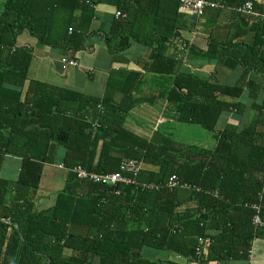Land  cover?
Wrapping results in <instances>:
<instances>
[{"label":"trees","instance_id":"trees-1","mask_svg":"<svg viewBox=\"0 0 264 264\" xmlns=\"http://www.w3.org/2000/svg\"><path fill=\"white\" fill-rule=\"evenodd\" d=\"M142 1L117 4L125 18L115 17L105 40L116 55L133 43L147 46L143 70L173 77L172 83L163 92L137 95L138 73H127L124 81L110 74L100 98L34 80L26 87L32 49L16 46L23 31L44 46H70L80 37L76 15L89 13L92 2L3 1L0 172L8 156L21 165L15 180L0 176V264H249L253 243L264 242L262 83L246 73L226 85L180 71L178 60L165 56L167 42L182 25L179 0H152L163 9L150 25L139 10ZM207 1L238 7L251 0ZM252 31L253 44H230L232 51L221 53L211 42L205 57L214 52L228 69L254 67L263 73L264 22L253 24ZM160 98L174 105L179 123L210 132L213 146L179 143L164 130L166 124L155 126L149 138L132 131L131 111ZM223 114L237 121L220 125ZM131 162L137 171L121 168ZM57 163L66 172L63 188L52 207L38 211L44 167ZM78 167L88 175L118 172L132 182L103 185L78 177ZM172 177L174 186H167ZM150 250L170 258L150 259L145 256Z\"/></svg>","mask_w":264,"mask_h":264},{"label":"crops","instance_id":"crops-1","mask_svg":"<svg viewBox=\"0 0 264 264\" xmlns=\"http://www.w3.org/2000/svg\"><path fill=\"white\" fill-rule=\"evenodd\" d=\"M3 1L0 0V13L3 11ZM89 1L92 2L91 11L89 13L78 12L76 15L75 26L77 29L81 28V31L78 30L80 37L75 38L70 46L67 43L59 47L44 46L28 31H23L18 35L16 46L32 49L26 87L29 81L34 80L46 84L53 90L67 89L84 96L100 98L106 91L110 74H115L118 81H124L127 78V73L133 72L140 75V82L134 91L135 94L139 95L151 90H160L161 92L166 90L171 85L173 77L155 76L143 70V64L149 55L147 46L133 43L127 51L116 55L111 49V45L107 44L105 40L110 34L113 21L116 20L117 4L124 5L129 0ZM251 1L255 4V12L258 16L240 14L236 12V7L222 4L219 5L220 7L205 8L201 17L179 14L178 18L182 21V25L179 28V35L175 37L184 40L187 47L184 51L179 50L178 44L174 41L176 38L172 37L167 42L165 56L177 59L179 70L183 73L195 74L200 79H215L220 84L235 85L246 73L245 76L249 79H259L262 88H264V72L258 73L254 67H250L247 72L242 66L228 69L218 63L214 52L210 57H205L211 42H215L219 46L221 53L232 51L227 49L230 44L251 45L254 43L252 26L258 22H264V0ZM141 5L139 10L142 14H146L144 16L148 25L153 23L154 18L162 14L163 8L160 9L152 0H147V2L144 0ZM165 5L168 6V4ZM170 11L169 8L168 12ZM156 23L163 26L162 20H156ZM69 58L74 59L77 66L62 70V60H69ZM261 76L262 79H260ZM26 87L21 90V100L26 93ZM118 97L120 98L119 95ZM152 109L158 111L150 112ZM173 110L174 105L163 98L143 102L131 111L127 125L132 131L149 138L155 130L166 124L169 118L176 119ZM230 120L237 121L233 116ZM164 130L169 131L166 127ZM62 154L63 152L60 150L57 154L59 160ZM20 165L19 158L6 157L0 176L8 181L15 180ZM60 166V163H57L44 167L43 179L39 187L42 200L40 203L37 201L36 205L38 211L52 207L57 193L63 188L66 172ZM251 252L249 264L264 263V242L255 241ZM153 257L154 259H163L165 255L162 257L153 255ZM169 258L170 255L167 254L165 259ZM200 264L217 263L203 261ZM227 264L248 263L233 261Z\"/></svg>","mask_w":264,"mask_h":264},{"label":"built area","instance_id":"built-area-1","mask_svg":"<svg viewBox=\"0 0 264 264\" xmlns=\"http://www.w3.org/2000/svg\"><path fill=\"white\" fill-rule=\"evenodd\" d=\"M216 3L209 2L207 0H179L178 4V12L179 14L182 15H191V16H196V17H201L203 15V12L205 8L210 7V8H215L218 7ZM236 12L244 15H249V16H258L254 11H253V4L251 1L245 2L243 5L238 6L235 8ZM116 18H125V14H122L121 12H116L115 13ZM71 32V29H69V33ZM176 39L174 40L176 42L177 47L179 50H185L187 47V43L182 40L179 37H175ZM62 65V70H65L68 67H75L77 66V63L74 60H68V59H63L61 62ZM122 169H127L128 171H137L138 167L136 166L135 163L131 162L126 165L121 166ZM75 171H77L78 177L80 178H89L92 181L95 182H100L103 185H114L117 183L121 184H130L132 181L130 179L124 178V176L121 173H111V174H103V175H97V174H91L88 175L85 171H83L80 167L76 168ZM175 178L172 177L168 183L167 186H174L175 184ZM144 188V186H143ZM148 188L151 190L154 188V186H148ZM256 207V206H254ZM254 222H259L261 218L259 216H256L254 218Z\"/></svg>","mask_w":264,"mask_h":264},{"label":"rangeland","instance_id":"rangeland-1","mask_svg":"<svg viewBox=\"0 0 264 264\" xmlns=\"http://www.w3.org/2000/svg\"><path fill=\"white\" fill-rule=\"evenodd\" d=\"M156 107V105H154ZM158 110L152 109L150 112H157ZM159 113V112H158ZM232 115H225L221 117L220 125H224L225 122H229ZM253 114L250 115V119H252ZM247 120V115L244 117V121L242 124L245 123ZM162 127V126H161ZM166 129H168L172 137L179 143H183L186 145H193L197 147H212L214 144V139L212 134L201 127L193 126L189 124H182L179 123L175 118H169L168 122L166 123ZM10 173L12 172L9 171ZM153 255L157 256H164L162 252H156L153 250L147 251L145 256L150 259H154Z\"/></svg>","mask_w":264,"mask_h":264}]
</instances>
